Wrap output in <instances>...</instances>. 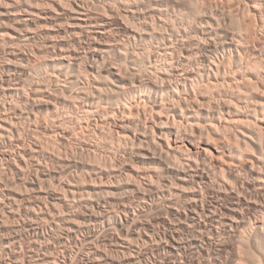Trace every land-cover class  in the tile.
Returning <instances> with one entry per match:
<instances>
[{
    "label": "bare ground",
    "instance_id": "1",
    "mask_svg": "<svg viewBox=\"0 0 264 264\" xmlns=\"http://www.w3.org/2000/svg\"><path fill=\"white\" fill-rule=\"evenodd\" d=\"M155 1L0 0V247L15 264H25L15 245L26 242L39 264H264V119L257 126L256 116H264V100L248 102L264 96V74L253 64H264V35L253 22L263 2L236 7L249 17L244 44L223 25L234 21L231 0L209 2V15L175 44L155 30L177 33L164 18L193 0ZM151 13L159 14L161 25L151 28L162 43L140 53L133 43L148 30L129 23ZM98 136L117 144L120 155L105 160L110 169L77 157L98 160ZM87 177L109 196L134 193L137 203L104 209L82 197ZM58 207L67 215L54 213ZM50 217L78 248H63V261L38 248Z\"/></svg>",
    "mask_w": 264,
    "mask_h": 264
},
{
    "label": "rangeland",
    "instance_id": "2",
    "mask_svg": "<svg viewBox=\"0 0 264 264\" xmlns=\"http://www.w3.org/2000/svg\"><path fill=\"white\" fill-rule=\"evenodd\" d=\"M194 1V2H193ZM192 1V4L194 3L195 4V6L196 7H198L200 10H201V13L200 12H197V13H199V14H197L193 9L195 8H193V6H192V4H191V6L189 7V6H187V7H177V8H173V9H169L170 10V12H169V15L168 16H166L164 19L165 20H167L169 23H172V20H173V23H175L174 24V26H176V32L178 33H175V30H173V28L172 29H170L169 27H165V28H159V26H157V24H159V23H156V22H158V18H160L159 17V14L158 15H156L155 13H151V15L150 14H147V15H145L144 14V16H140L141 17V19H140V17L139 16H137L136 18H137V20H134V21H130V25L132 26V27H135L138 31L139 30H141L140 32L142 33V32H144L145 30H146V28H147V30H148V33H147V31H146V34H150L151 33V36L150 35H146L145 33H144V35L145 36H143L144 38H143V40L141 41V40H139L138 42H136L137 44L135 45V43H133L134 44V46H137L136 48L138 49V51H140V53H142V52H144V50H145V48L147 49V47H149L150 45H152L153 47H158V45H159V43H160V45H161V43L162 42H160V41H162L161 39L159 40V39H156L154 36H152L155 32H157V33H161V35H163L164 34V31H165V34H164V36L167 38V39H169L171 36V39L174 41V43L175 44H177V43H180L181 41H183V39H187V38H183V37H186L187 35V33H188V31H190V27H191V25H195L196 24V22L197 23H200V21H201V19H204V18H206L205 16H207V15H209V13H206L207 11H208V9H206V6H207V8H208V5H210V3L214 6V7H216V6H219V4H220V0H216V2L214 1H212V0H193ZM199 1V2H198ZM218 1V2H217ZM210 2V3H209ZM213 2V3H212ZM243 2V0H231V5H232V7H233V9H231V10H233V11H231V14L232 15H234V21L232 22H230V18H227L226 19V23L224 22L223 23V25H225L224 27L227 29V31L229 32V38L230 39H237L236 41H241V43L242 42H244V38L246 37V35L248 34L247 33V30H246V28H244L245 27V22H247V20H248V18L249 17H244L243 15H240L241 13L240 12H238V11H236L237 10V6L238 5H240L241 3ZM262 2H263V5H264V0H262ZM162 1L161 0H159V1H155L154 2V6H156V5H159V6H161L162 4ZM197 3V4H196ZM203 4V5H202ZM204 4H206V5H204ZM237 4V5H236ZM202 8V9H201ZM91 9H92V11L95 13V11L93 10L94 8L93 7H91ZM203 9H204V11H203ZM229 9V8H228ZM235 9V10H234ZM179 10V11H178ZM230 10V9H229ZM229 10H227V7H226V10H225V12H224V14H225V16H227V15H229L230 14V11ZM203 11V12H202ZM226 11H229V12H226ZM96 12H98L97 10H96ZM193 12L195 13V14H193ZM209 12V11H208ZM262 12H264V9L262 10ZM99 14H102L101 13V11H99L98 12ZM182 13V14H181ZM185 13V14H184ZM191 13V14H190ZM205 13V14H204ZM95 14H97V13H95ZM197 14V15H196ZM207 14V15H206ZM154 15H156V16H154ZM202 15V16H201ZM264 13L263 14H261V16L260 17H257L256 19H254L255 21H253V22H255L254 23V26H256L257 25V23L258 24H260L261 25V21H262V19L261 18H263L264 19ZM201 16V17H200ZM143 17V18H142ZM153 17H155V18H157V19H155V18H153ZM221 17H224V15H222ZM149 18V19H148ZM237 18V19H236ZM252 19H253V17H251ZM155 19V20H154ZM169 19V20H168ZM189 20V21H188ZM238 20V21H237ZM241 20V21H240ZM243 20H245V22L243 21ZM261 20V21H260ZM144 21V22H143ZM147 21L148 22H150V23H148L147 24ZM154 21H156V22H154ZM257 21V22H256ZM132 22V23H131ZM153 23H155V25L156 26H153L154 24ZM172 23V24H173ZM150 24V25H149ZM153 24V25H152ZM139 25H144L143 27L142 26H139ZM151 25L153 26V27H158L157 29L158 30H155V32H153V30H154V28H151ZM159 25H161V24H159ZM179 25V26H178ZM244 27H243V26ZM258 26L257 25V27H254V29H256V31L258 32V34H263L264 35V28L263 27H261V26ZM150 26V27H149ZM235 26V27H234ZM243 27V30L241 29L242 27ZM141 27V28H143V29H139V28ZM146 27V28H145ZM161 27V26H160ZM145 28V29H144ZM149 28V29H148ZM180 29V32H179V29ZM151 29H152V31H151ZM166 29V30H165ZM188 29V30H187ZM261 29V30H260ZM143 30V31H142ZM162 30V31H161ZM169 30H172V31H169ZM186 30H187V33H186ZM174 31V32H173ZM184 31H185V33H184ZM241 31H243V32H241ZM150 32V33H149ZM152 32H153V34H152ZM169 32V33H168ZM159 33V34H160ZM171 33H173V35L171 34ZM181 33V34H180ZM238 33H240L239 35H238ZM181 35V36H180ZM186 35V36H185ZM153 37V38H152ZM153 39V40H152ZM216 40H217V43L219 44V38L218 37H216ZM246 40V39H245ZM141 43V44H140ZM150 43V44H149ZM143 44V45H142ZM145 44V45H144ZM242 44H244V43H242ZM157 45V46H156ZM142 46V47H141ZM264 45H262V48H263V50H264V47H263ZM151 47V46H150ZM144 49V50H143ZM221 52V53H220ZM145 53V52H144ZM222 54V50H219V56ZM247 54H249V53H247ZM218 54L216 53V54H213L212 55V57L213 58H215L216 56H217ZM254 64V66H255V69L259 72V73H261L262 75L264 74V71H263V68L262 67H264V64H259V63H253ZM258 64V66H256V65ZM258 67V68H257ZM260 68H262L261 70L262 71H260ZM264 76V75H263ZM258 91V90H257ZM260 92L259 93H263V95H264V92L263 91H261V90H259ZM256 96V97H255ZM253 97V98H252ZM262 98H264V96L263 97H261V96H259V95H256V94H254V95H252V96H250V100H248V102H251V100H252V102L253 103H255V101L256 102H260V101H263L264 99H262ZM63 109V108H62ZM66 109H63L62 111H64V113H65V115L66 116H68V113H67V111L68 110H66ZM80 115V114H79ZM261 115H263V114H261V113H257V115L256 116H259V118L257 119L258 120V123H257V120L255 119V117L254 118H252L253 120L251 121L252 123V125L253 126H256V123H257V126L259 125V124H262L263 122L261 121L260 122V118H262V120L264 119V116L262 117ZM257 118V117H256ZM80 120H82V117H80ZM255 120V121H254ZM254 121V122H253ZM256 122V123H255ZM260 122V123H259ZM253 123H255V124H253ZM70 126H72L71 124H70ZM106 131H108V130H106ZM105 131V132H106ZM86 137H88L87 135H86ZM99 138V139H98ZM98 138H95V139H93V140H95L97 143H99L100 144V146L101 147H99V150L97 151V153L98 154H101V155H99V156H97V157H99V159L97 160L96 159V161H94L93 162V160H95V159H92V158H94V154L93 155H89V154H86L85 153V155L83 154L82 155V153L81 152H76L77 153V157H78V155H79V157H80V159H79V161H86V163H94V164H92V165H95L94 166V168H97V170L99 169V170H101L103 167V169L105 170L106 168H108L107 166H109V164L108 163H105V162H109V160L108 161H105L106 160V158H107V156H109L110 158L112 157V156H114L115 154H119L120 155V153H117V144L116 143H114L109 137H107V136H98ZM102 139V141L105 143H103V142H101V141H99V140H101ZM92 140V139H91ZM108 140H110V141H108ZM111 141H112V143H111ZM76 141H74V144H73V149L75 150H77V149H79V148H77V147H79V145H78V142L77 143H75ZM109 142V143H108ZM108 143V144H107ZM264 143V142H263ZM102 145H104V146H102ZM114 146V148H113V146ZM261 145H262V142H261ZM107 146V147H106ZM110 146H112V147H110ZM262 147L264 148V144L262 145ZM104 148V149H103ZM106 148H107V150H106ZM111 148H113V149H111ZM100 149H102V150H100ZM111 150H113V151H111ZM114 150H116V151H114ZM50 151H52V150H50ZM263 151H264V149H263ZM260 152V154L261 155H259V154H257L256 153V155H259L262 159H263V161H264V152ZM112 152V153H111ZM116 152V153H115ZM103 153V154H102ZM262 153H263V155H262ZM63 155H65V152H64V154ZM82 157H81V156ZM111 155V156H110ZM101 156V157H100ZM78 157V158H79ZM90 157H92V158H90ZM96 157V158H97ZM108 157V158H109ZM87 158H88V160H87ZM90 158V159H89ZM104 158V159H103ZM91 159H92V161H91ZM78 160V159H77ZM89 161V162H88ZM99 161H102V164H100L101 162H99ZM96 162V163H95ZM146 162V163H145ZM89 163V164H90ZM97 163H99L98 165H97ZM104 163H105V165H104ZM140 163V164H139ZM142 163V164H141ZM49 164H51L50 162H49ZM46 165V164H45ZM139 165V168H143V167H146V165H147V167H150V168H152V167H154V165H153V163H151V161H138L137 162V166ZM50 166V165H49ZM103 166V167H102ZM98 167H100V168H98ZM106 167V168H105ZM108 169H110V168H108ZM85 171H87V169H79L78 171L77 170H75V169H73L72 171H71V173L73 172V174H75L74 176H78L77 174H79L80 175V173L81 174H84V175H86L87 173H85ZM77 172V173H76ZM79 172V173H78ZM10 175V174H9ZM12 176H10L11 177V179H13V176L15 175V174H11ZM81 176H83V175H81ZM63 177V176H62ZM67 179V177H66V175L63 177V180H66ZM87 180H85L84 182H83V188H81V191H83V193H82V197L83 198H85V199H92V200H97V201H99V202H101L102 203V206H104L103 208L104 209H110V210H115V207H118V204L119 203H123V202H130L131 201V203L133 202V203H137V199H136V196H134V193H131L130 191H115L116 193H117V195H112V193H110V196H109V193L108 194H106V193H104V192H106V190H107V188L105 187L104 188V186H102V185H100V182H91L90 181V179L87 177L86 178ZM53 182H57V181H55V180H53V181H50L49 183H52L53 185L55 184V183H53ZM87 183H89L90 185H97L95 188L93 187V186H89ZM57 184V183H56ZM84 186H88V187H84ZM100 186V187H99ZM93 187V189H91ZM16 188H18V187H16ZM97 188V189H96ZM102 188V189H101ZM83 189V190H82ZM95 189V191H93ZM20 190H23V188L22 189H20ZM87 190V191H86ZM91 190V191H90ZM105 190V191H104ZM23 191H25V190H23ZM89 191V192H88ZM97 191L99 192V193H97ZM100 191H101V193H100ZM103 191V192H102ZM108 191V190H107ZM92 192V193H91ZM114 192V194H116ZM125 192V193H124ZM126 192H128V193H126ZM87 193H89V194H87ZM121 193V194H120ZM24 194H25V192H24ZM93 194V195H92ZM96 194H98V195H96ZM119 194V195H118ZM89 195H90V197L91 198H89ZM127 195H128V197H127ZM79 197V199H82V197ZM109 196V197H108ZM95 197V198H94ZM96 197H97V199H96ZM104 197H106V198H104ZM112 197V198H111ZM116 198V199H114L113 200V198ZM119 197V198H118ZM124 197V198H123ZM129 197H130V199H129ZM132 197V198H131ZM122 198V199H121ZM106 199V200H105ZM112 199V200H111ZM110 200V201H109ZM117 200V201H116ZM119 200V201H118ZM124 200V201H123ZM73 202L74 201V199L72 200V198L70 199V202ZM109 202H111V203H109ZM107 203V204H106ZM115 205H114V204ZM104 204V205H103ZM112 205V206H111ZM59 208V209H58ZM57 208V210H53V211H55L54 213H56V214H64L65 212L67 213V210L65 209V208H63V207H58ZM64 209V210H63ZM117 209V208H116ZM63 210V211H62ZM60 213H59V212ZM64 212V213H63ZM153 212H155V213H153ZM65 213V214H66ZM158 213V211H156V210H154V211H152L151 212V216H156V214ZM51 215H53V212H52V214ZM58 215V216H59ZM62 215H61V217H62ZM67 215V214H66ZM58 216H54V217H56V219L57 218H59ZM52 217V216H51ZM50 217V219H52L53 220V218H51ZM63 217H65V216H63ZM50 219H47V220H49V222H51V220ZM53 220L50 224H49V222L47 223V221H40V223L42 224L43 223V225H45V227H46V225L48 226L47 227V230H48V233L47 234H49V235H52V236H49V235H47V237H46V239L45 240H43V244L42 243H40V245L38 246V248L40 249V252H42L43 254L44 253H46V254H49L50 253V251H51V253H53L54 251V253L55 254H57V256H60L59 258H60V260H65L64 259V257L66 256V253H65V251L63 252H61V250H63V248L65 249V247L66 246H71V247H73V249H75L74 251H76L77 252V250H78V248H77V246L75 245V244H73V242L72 241H70V242H68L67 241V239H68V237H66L67 236V230H66V227L64 226V225H61L62 224V222L61 223H57V222H59L58 220ZM144 219H148L147 217H145ZM57 221V222H56ZM57 223V224H54V223ZM47 223V224H46ZM10 224V223H9ZM8 224V225H9ZM7 225V223H6V226H8ZM11 225V224H10ZM9 225V226H10ZM55 225V226H60V228L58 227V229H57V227H55V229L56 230H53V229H49V228H54L53 226ZM52 226V227H51ZM62 227H63V229H62ZM64 228H65V231H64ZM53 231V233H56V234H53L52 233V231ZM50 231V232H49ZM4 234V232H2V234L0 233V238H2L3 236H5V235H3ZM3 235V236H2ZM66 235V236H65ZM83 235V236H82ZM82 235L80 234L79 235V238H81V239H85V237H87V235H86V233L85 234H83L82 233ZM86 235V236H85ZM7 236V235H6ZM56 236V237H55ZM58 236V237H57ZM60 236V237H59ZM61 236H63V238H61ZM66 237V239H65V237ZM85 236V237H84ZM54 238H57V240L56 239H54ZM58 238H60V240L58 239ZM62 239H64V240H62ZM59 240V241H58ZM69 240V239H68ZM42 241V240H41ZM50 241H52V242H50ZM53 241H54V243H53ZM67 242V243H66ZM50 243V244H49ZM52 243V244H51ZM56 243V244H55ZM66 243V244H65ZM88 243H90V241L88 242ZM24 244H26L25 245V249L23 248V246H24ZM24 244H21V245H23L22 247L20 246V244H16L15 246H16V248H17V250H19L18 251V253L19 252H21V254H22V250H23V253H24V257H23V259H24V262H25V264H33V263H35V261H37V259L35 260L34 258H31L30 257V253L28 252L29 251V247H32V244H30V243H28L27 244V242L26 243H24ZM30 244V245H29ZM58 244V245H57ZM85 245L87 244V243H84ZM41 245H43V246H41ZM62 245V246H61ZM73 245V246H72ZM84 245V246H85ZM18 246V247H17ZM27 246H28V248H27ZM41 246V247H40ZM47 246V247H46ZM89 244H87L86 246H85V251L89 248ZM45 247L47 248V249H45ZM54 248L55 250H52V248ZM50 248V249H49ZM87 248V249H86ZM3 247H0V253H1V255H0V263L1 262H4V264L6 263V264H9V263H12L13 261L14 262H16L14 259H13V257H12V255H10V253L7 251V250H5V249H3ZM26 249H28V250H26ZM44 251H43V250ZM70 249V252L72 251V252H74L73 251V249L71 250V248H69ZM4 250H5V253H4ZM16 250V249H15ZM21 250V251H20ZM46 250H50L49 252H47ZM58 250V251H57ZM6 251H7V253H9V255L8 254H6ZM46 251V252H45ZM25 252H27V253H25ZM58 252V253H57ZM60 252V253H59ZM76 252H74L72 255H71V260L72 261H74L75 260V253ZM63 253H64V256H61V255H63ZM41 254V253H40ZM43 254H41V255H43ZM27 255V256H26ZM28 255H29V257H28ZM32 255V254H31ZM72 256H74V257H72ZM7 257V258H6ZM11 257V258H10ZM2 258V259H1ZM5 258V259H4ZM10 260H9V259ZM27 258H29V259H27ZM37 258V257H36ZM33 259V260H32ZM74 259V260H73ZM13 260V261H12ZM25 260H27V261H25ZM31 260V261H30ZM39 260V259H38ZM20 261L22 262V259H20ZM34 261V262H33ZM13 262V263H14ZM27 262V263H26ZM12 263V264H13ZM37 264H39V261L38 262H36ZM35 263V264H36ZM1 264H3V263H1ZM15 264V263H14Z\"/></svg>",
    "mask_w": 264,
    "mask_h": 264
}]
</instances>
